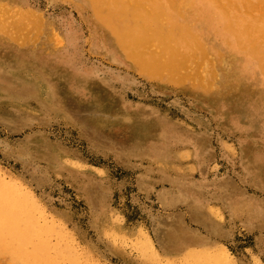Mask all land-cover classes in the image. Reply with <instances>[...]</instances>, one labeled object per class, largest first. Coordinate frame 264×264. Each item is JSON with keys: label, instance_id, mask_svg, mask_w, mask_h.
<instances>
[{"label": "rangeland", "instance_id": "1", "mask_svg": "<svg viewBox=\"0 0 264 264\" xmlns=\"http://www.w3.org/2000/svg\"><path fill=\"white\" fill-rule=\"evenodd\" d=\"M263 12L264 0H0V179L32 194L83 264H264ZM113 29L163 57L175 43L186 65L147 79ZM96 92L126 109L88 107Z\"/></svg>", "mask_w": 264, "mask_h": 264}, {"label": "bare ground", "instance_id": "2", "mask_svg": "<svg viewBox=\"0 0 264 264\" xmlns=\"http://www.w3.org/2000/svg\"><path fill=\"white\" fill-rule=\"evenodd\" d=\"M117 0H115L116 3ZM171 1V0H170ZM222 1V0H221ZM231 1V0H230ZM136 2V1H135ZM143 2V1H142ZM243 2V1H242ZM252 2V1H251ZM113 3V2H112ZM131 3V2H130ZM174 3V2H172ZM208 3V2H207ZM222 3V2H221ZM138 4V3H137ZM144 4V2H143ZM142 4V5H143ZM219 4V3H218ZM233 4V2H232ZM246 4V2H245ZM250 4V3H249ZM134 5V4H133ZM147 5V4H146ZM177 5V4H176ZM174 4V6H176ZM209 5V4H208ZM207 5V6H208ZM230 5V4H229ZM255 5V4H254ZM220 6V5H219ZM225 6V5H224ZM231 6V5H230ZM238 6V5H237ZM210 7V6H209ZM221 7V6H220ZM235 7V6H234ZM244 7V5H243ZM147 8V7H146ZM223 8V7H222ZM5 9V8H2ZM178 9V6H177ZM238 9V8H236ZM240 9V8H239ZM238 9V10H239ZM251 9V8H250ZM253 9H256L253 7ZM150 10V9H149ZM186 10V9H185ZM224 10V9H223ZM247 10V9H246ZM151 11V10H150ZM182 11V10H181ZM229 11V10H228ZM245 11V10H244ZM251 11V10H250ZM262 11V10H260ZM217 12V11H216ZM253 12V11H252ZM130 13V12H128ZM188 13V12H187ZM209 13V12H208ZM229 13V12H228ZM227 13V14H228ZM264 13V12H263ZM189 14V13H188ZM245 14V13H244ZM218 15V14H217ZM252 15V14H251ZM11 16V15H10ZM119 18L120 14L114 15ZM186 16V15H185ZM230 16V15H229ZM255 16V15H253ZM259 16V15H258ZM262 16V15H261ZM188 17V16H187ZM130 18V17H129ZM8 19V18H6ZM105 19V18H103ZM114 19V18H112ZM125 19V18H124ZM4 20V19H3ZM2 20V21H3ZM96 20V19H95ZM188 20V18H187ZM209 20V19H208ZM213 20V19H212ZM215 20V19H214ZM223 20V19H222ZM257 20V19H256ZM195 21V20H194ZM259 21V20H258ZM128 22V21H126ZM203 22V20H202ZM8 23V20H7ZM141 23V22H140ZM190 23V22H189ZM232 23V22H231ZM99 24V23H98ZM108 24V23H107ZM123 24V23H122ZM259 24L264 25V21L260 19ZM128 25V24H127ZM141 25V24H140ZM191 25V24H189ZM207 25V24H206ZM232 25V24H231ZM2 26V25H0ZM195 26V25H193ZM98 27V26H97ZM257 27V26H256ZM102 28V27H101ZM260 28V27H259ZM264 28V27H263ZM1 29V28H0ZM207 29V28H206ZM223 29V28H222ZM258 29V28H257ZM115 31V29H113ZM6 31V30H5ZM101 31V30H100ZM109 31V30H107ZM199 31V30H198ZM202 31H204L202 29ZM201 31V32H202ZM260 31V30H259ZM263 31V29L261 30ZM260 31V32H261ZM7 32V31H6ZM226 32V31H225ZM118 36L119 44L128 60L130 66L140 75L147 79H152L159 82L170 80L167 78L166 70L175 76L178 73L179 66L185 64V59L188 56H179L176 44L172 43L166 48V55L163 57L157 52L150 50L148 46L149 40H140L139 37L131 36L126 38L121 34L114 32ZM264 33V32H263ZM262 33V34H263ZM110 34V33H109ZM204 35V33H203ZM233 35V34H232ZM109 36V35H108ZM208 36V35H207ZM114 38V37H113ZM210 38V37H209ZM264 38V37H263ZM74 39V38H73ZM228 39V38H227ZM204 40V39H203ZM206 41V40H205ZM204 41V42H205ZM213 41V40H212ZM235 41V40H234ZM151 42V41H150ZM158 42V41H157ZM115 43V42H114ZM154 43V42H153ZM202 43V42H200ZM113 44V43H112ZM226 44V43H225ZM159 45H163L159 41ZM153 47V46H152ZM151 47V48H152ZM225 47V46H224ZM223 47V48H224ZM156 48L155 46L152 48ZM164 49V47H162ZM220 48V47H219ZM227 48V47H226ZM118 49V47H117ZM231 49V47H230ZM155 51L157 49H154ZM233 50V49H231ZM203 52V51H202ZM222 52V51H221ZM2 53V52H1ZM228 53V52H226ZM235 53V52H234ZM5 54V53H4ZM178 58L177 59V56ZM234 55V54H233ZM211 56V55H210ZM236 56V55H235ZM127 57V58H126ZM232 57V56H231ZM4 58V56H3ZM119 58V56H118ZM122 60V59H121ZM230 60V59H229ZM18 61V60H17ZM189 62V61H188ZM229 62V61H228ZM10 63V62H9ZM13 63V62H12ZM211 63V62H210ZM214 63V62H213ZM225 63V62H224ZM32 64V63H31ZM6 65V64H5ZM25 65V64H24ZM4 66V65H3ZM12 66V65H11ZM6 67V66H4ZM23 68V66H22ZM16 69V68H15ZM37 69V68H36ZM13 71V70H12ZM42 74V73H41ZM63 76V75H62ZM260 77V76H259ZM262 79V78H261ZM49 79H47L48 81ZM51 80V79H50ZM56 82V81H55ZM53 82V84L55 83ZM48 84V83H47ZM238 84V83H237ZM262 87V86H261ZM85 88H91V84L73 85L71 90L75 93L82 91ZM54 89V88H53ZM93 90H97L95 87ZM100 91V90H97ZM120 99H112L108 94L99 92L93 94L85 102H90L89 106H99L102 109L113 110L117 108H125ZM55 105V104H54ZM85 105V104H84ZM86 106V105H85ZM141 115V114H140ZM136 115V125L146 132L148 129L147 117L145 115ZM145 119V120H143ZM144 124V125H143ZM132 125V124H131ZM177 126V125H176ZM144 127V128H143ZM167 128V126L165 125ZM128 129V127H127ZM173 132V131H170ZM187 133V132H186ZM184 134V133H183ZM166 135V134H165ZM171 135V134H170ZM180 135V134H179ZM165 137V136H164ZM166 138V137H165ZM154 147V146H153ZM155 148V147H154ZM163 148V147H162ZM151 149V148H150ZM156 150V149H155ZM154 150V151H155ZM165 149H163L164 151ZM158 152V151H156ZM182 152V151H181ZM190 152V151H189ZM193 152V151H192ZM183 156V155H182ZM190 158V157H189ZM182 159V158H181ZM68 160V159H67ZM64 161V160H63ZM158 161V160H157ZM190 161V160H189ZM69 163V162H67ZM181 163V162H180ZM192 163V162H191ZM70 164V163H69ZM169 165V164H168ZM191 165V164H190ZM247 166V165H246ZM243 166V167H246ZM84 167V166H83ZM193 167V166H192ZM85 168V167H84ZM172 169V168H171ZM175 169V167L173 168ZM245 170V169H244ZM248 170V169H247ZM179 171V170H178ZM181 171V170H180ZM195 172V171H194ZM185 173V172H184ZM189 173V172H188ZM11 186V187H10ZM8 185L0 179V251L9 252L16 264H83L80 255L68 243L63 244L58 237L57 241H53L56 235L55 226L50 224L44 216L41 208L33 200L32 194H28L23 189L18 190L14 185ZM187 189V188H186ZM28 191V190H27ZM216 209V208H215ZM222 210V209H221ZM219 213V212H218ZM217 216V215H216ZM217 218V217H216ZM220 219V218H217ZM245 219V218H244ZM222 221V220H221ZM244 222V221H242ZM247 222V221H246ZM52 223V222H51ZM176 228V227H175ZM177 232V231H176ZM181 237V236H180ZM143 238V237H142ZM183 238V237H182ZM63 240V239H62ZM181 240V239H180ZM180 243V242H179ZM215 244V243H214ZM185 245V244H184ZM194 245V244H193ZM171 247V246H170ZM178 247V246H177ZM200 247V246H199ZM224 252L228 253L225 247H220ZM152 249V248H151ZM158 249V248H157ZM175 249V248H174ZM177 250V249H176ZM181 251V250H180ZM154 254L157 252L153 249ZM2 253V252H0ZM181 253V252H180ZM12 259V258H11ZM152 259V258H151ZM156 260V258H155ZM163 262V261H162ZM168 262V261H167ZM221 262V261H220ZM87 263V262H86ZM95 264V263H94Z\"/></svg>", "mask_w": 264, "mask_h": 264}]
</instances>
